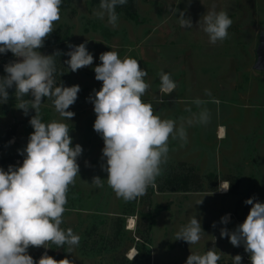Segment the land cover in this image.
<instances>
[{"label":"rangeland","instance_id":"rangeland-1","mask_svg":"<svg viewBox=\"0 0 264 264\" xmlns=\"http://www.w3.org/2000/svg\"><path fill=\"white\" fill-rule=\"evenodd\" d=\"M136 4L137 19L118 16L113 27L106 15L103 20L94 15L99 6L92 5V0H62L55 31L39 49L42 54L56 47L68 52L69 45L87 40L94 62L76 72L64 65L67 86L81 88L75 104L68 109L75 116L64 122L70 128L72 146L80 144L83 152L77 160L79 175L69 186L61 228L73 229L80 242L71 250L68 245L58 248L52 243L46 245L48 249L30 247L28 252L37 261L46 251L58 261L67 257L74 264H180L191 253L202 255L215 246L220 261L231 262L236 250L228 238L220 236L225 227L221 217L230 214L232 225L227 228L231 231L246 219L251 208L245 204L247 199L255 197L264 203V194L254 195L244 188V183L264 180V73L253 69L259 34L264 30V0H137ZM213 9L227 12L232 20L228 37L216 44H211L198 26L201 16ZM180 12L191 19L192 28L180 26ZM110 50L121 58L137 59L147 71L144 79L150 87L142 99L152 103L154 113L162 119H173L179 126L182 118L203 109L209 113L207 123L186 125V143L170 137L160 174L136 203L118 198L107 184V173L101 168L105 163L101 159L104 142L94 131L96 115L88 99L93 89L98 91L102 86L94 72L101 63L99 56ZM161 71L176 82L170 95L160 92ZM197 99L202 101L199 107L194 103ZM5 104L0 108V168L6 171L9 165L23 162L18 149L26 147L33 132L29 120L35 112L24 115L13 99ZM40 114L45 123L62 119L52 102H43ZM219 128L225 130L223 140L218 139ZM168 168L180 175L194 169L202 178L205 192L159 193L157 185ZM94 176L103 179V187L91 183ZM207 177L217 178L215 192H210L212 184ZM229 177L241 180L239 190L222 195L218 185ZM202 199L203 203L197 205ZM157 206L168 210L151 227ZM192 217L200 220L204 230L200 241L189 245L175 240L176 233ZM130 222L134 227L131 230Z\"/></svg>","mask_w":264,"mask_h":264},{"label":"clouds","instance_id":"clouds-1","mask_svg":"<svg viewBox=\"0 0 264 264\" xmlns=\"http://www.w3.org/2000/svg\"><path fill=\"white\" fill-rule=\"evenodd\" d=\"M61 3L62 0H0V54L11 52L16 57L4 65L6 75L0 77V104L8 102V89L15 88L16 108L26 116L35 112L29 120L33 132L26 147L18 149L24 157L22 164L9 165L6 171L0 168V264H74L67 257L58 261L46 251L37 261L28 249H48L46 245L52 243L58 248L68 245L71 250L80 242L73 229H62L61 224L69 186L79 175L77 160L83 152L80 144L72 146L70 128L64 121L75 116L68 109L75 104L81 88L57 83L56 58L67 55L69 59L64 64L76 72L92 66L94 56L87 49V40L69 45L72 50L67 53L57 50L46 55L39 51L61 18ZM127 3L128 0H100L94 15L101 20L106 15L108 24L116 27V8ZM178 20L182 28L193 27L184 12H180ZM231 24L227 12L214 9L198 21L211 44L225 40ZM99 60L101 63L94 72L102 86L98 91L93 89L88 98L96 115L93 128L104 142L101 159L105 163L101 168L107 173V184L118 198L127 202L143 196L154 185L161 165L167 160L170 137L186 143V125L207 123L209 113L203 109L182 118L179 126L173 119H162L154 113L152 103L142 99L150 85L144 79L148 73L137 59L121 58L118 52L110 50L102 52ZM159 77L160 92L170 95L176 82L163 71ZM27 96L32 99H25ZM45 98L51 100L61 120L42 121L40 110ZM194 103L199 107L202 101L197 99ZM91 183L95 187L104 186L100 176H94ZM230 187L231 181L225 179L220 181L217 191L226 193ZM202 203L203 199L197 205ZM245 204L251 208L244 222L231 231L221 228L220 236L228 238L234 247L243 245L251 264H264V203L252 197ZM229 222L230 214L220 219L223 225ZM212 226L216 227V222ZM203 232L200 220L192 217L176 233L175 240L194 245ZM215 249L213 246L202 255L191 253L185 264H218L220 255ZM232 259L233 264H242L241 255Z\"/></svg>","mask_w":264,"mask_h":264},{"label":"trees","instance_id":"trees-1","mask_svg":"<svg viewBox=\"0 0 264 264\" xmlns=\"http://www.w3.org/2000/svg\"><path fill=\"white\" fill-rule=\"evenodd\" d=\"M100 0H92V5L99 6ZM137 0H128V3L124 6H118L116 8V12L118 16H123L127 20L130 21H135L137 19ZM61 51V53H67L65 49L62 47H56L52 50H49L48 54H52L55 51ZM13 54L11 52H8L7 54H0V58L2 59L0 62V77L5 76L6 73L4 72V65L7 64L9 61L13 59ZM68 56L67 55H60L59 57L56 58V81L59 84L62 82L65 86H67V81H66V72L64 69V61L67 60ZM9 92V100L13 99L15 102V88L8 89ZM25 99H32L31 96L25 97ZM43 102H51V100H48L45 98ZM14 103V102H11ZM3 106H0V108L4 109L6 107V104H1ZM228 180L231 181V187H230V193L231 194H236L239 190L241 180L237 177H229ZM206 181L208 184H212V187L210 189V192H215L216 186L218 183L217 178H212V177H207ZM157 191L159 193H174V192H179V193H201L205 192L204 187H203V181L202 178L195 172L194 169H189L187 171V174L185 175H180L175 172L174 169L168 168L165 172V178L163 181L159 182L157 185ZM138 198L127 201V202H137ZM167 207H161L157 206L155 208L154 215L151 217L150 222H151V227L154 225L155 219L161 215V213L167 211ZM127 215V214H124ZM243 246V245H241ZM235 250H237L239 247H234ZM130 264H138L137 261H133ZM179 264V263H175ZM180 264H185V263H180ZM218 264H233V261L231 262H222L218 261Z\"/></svg>","mask_w":264,"mask_h":264},{"label":"water","instance_id":"water-1","mask_svg":"<svg viewBox=\"0 0 264 264\" xmlns=\"http://www.w3.org/2000/svg\"><path fill=\"white\" fill-rule=\"evenodd\" d=\"M253 69L256 72L264 73V30H261L259 34V45L256 50V62Z\"/></svg>","mask_w":264,"mask_h":264},{"label":"crops","instance_id":"crops-1","mask_svg":"<svg viewBox=\"0 0 264 264\" xmlns=\"http://www.w3.org/2000/svg\"><path fill=\"white\" fill-rule=\"evenodd\" d=\"M244 188H249L254 195L264 194V180L257 179L254 182H250L249 184L244 183ZM224 226L227 227L228 225H224Z\"/></svg>","mask_w":264,"mask_h":264},{"label":"built area","instance_id":"built-area-1","mask_svg":"<svg viewBox=\"0 0 264 264\" xmlns=\"http://www.w3.org/2000/svg\"><path fill=\"white\" fill-rule=\"evenodd\" d=\"M227 194L229 193V191L226 192ZM243 221H240L239 224L243 223ZM232 223V218L230 216V222L227 224V225H230ZM241 255L243 257V260H242V264H251L250 262V259H249V255L245 252L244 250V247L243 246H240L237 250H236V253L235 255Z\"/></svg>","mask_w":264,"mask_h":264},{"label":"bare ground","instance_id":"bare-ground-1","mask_svg":"<svg viewBox=\"0 0 264 264\" xmlns=\"http://www.w3.org/2000/svg\"><path fill=\"white\" fill-rule=\"evenodd\" d=\"M226 138V133H225V130L224 128H219L218 130V139L219 140H223ZM224 195L227 194V193H223ZM131 226H130V230L133 229L134 227L132 226L133 222H130Z\"/></svg>","mask_w":264,"mask_h":264}]
</instances>
